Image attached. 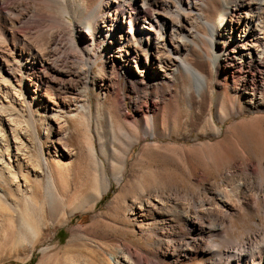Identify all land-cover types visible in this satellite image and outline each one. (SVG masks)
I'll return each instance as SVG.
<instances>
[{"label": "rangeland", "instance_id": "374dc122", "mask_svg": "<svg viewBox=\"0 0 264 264\" xmlns=\"http://www.w3.org/2000/svg\"><path fill=\"white\" fill-rule=\"evenodd\" d=\"M23 2L8 0L0 10L2 32L9 28L7 10L24 14L17 6ZM35 28L27 35L35 37ZM4 42L0 80L9 78L5 69L17 70L10 82L31 110L0 106V145L15 152L19 143L18 157L37 167L4 166L0 264H111L116 253H129L128 264H212L216 246L231 247L264 230V75L254 87V71L211 75L206 68V106L190 109L180 84L144 79L130 85L116 80L111 66L106 73L94 68L96 90L85 88L88 68L67 39L55 56L61 72H38L29 80L18 68L20 51L12 54ZM99 74H106L103 83ZM7 116L19 135L10 131ZM51 182L63 199L58 219L48 217ZM219 198L234 208L218 211ZM147 199L165 206L143 218L133 215V202ZM29 225L39 239L34 245L22 236Z\"/></svg>", "mask_w": 264, "mask_h": 264}, {"label": "bare ground", "instance_id": "6f19581e", "mask_svg": "<svg viewBox=\"0 0 264 264\" xmlns=\"http://www.w3.org/2000/svg\"><path fill=\"white\" fill-rule=\"evenodd\" d=\"M7 1L0 0L1 11ZM17 6L23 8L24 14L17 15L7 10L9 28L7 34L0 29V39L9 43L12 54L20 51L18 68L29 80L38 72H61L57 69L56 53L61 50L60 46L65 45L62 42L66 39L71 49L80 56L81 63L88 68L85 88L96 90L94 68L105 72L111 66L114 78L125 80L130 85H141L144 79L153 80L155 85L159 82L180 84L190 109L202 108L211 91L206 68L211 75L221 72L230 75L231 70L232 73L254 71V87L258 76L264 75V0H24ZM244 24L245 28L242 29ZM32 26L39 30L42 28L41 31L37 30L35 37L30 36L31 33L27 35ZM55 33L58 34L57 40H53ZM258 33L260 36H256ZM236 35L238 39H234ZM253 48H258V55H254ZM243 50L247 53H243ZM190 58L198 59L202 69ZM16 71L12 67L5 69L9 78L0 80V106L14 109L27 106L30 111V101L24 92L16 90L10 82ZM105 75L99 74L97 79L103 83ZM112 85L115 86L114 83ZM74 92L77 95L81 93L78 90ZM107 96L105 94L104 102ZM144 107L149 112V108ZM195 118L200 120L202 116L198 114ZM6 122L11 126L10 131L16 134L19 129L15 121L8 117ZM155 129L154 124L150 127L146 121L148 133ZM18 140L21 141L20 138ZM16 145L15 152L9 146L0 145V178L4 177V166L10 167L13 162H22V165L36 171L37 166L33 165L32 160L26 163L19 158L21 148L19 143ZM9 176L12 181L14 173ZM259 194L264 197L262 185ZM62 200L57 186L51 182L45 194L49 218H61ZM135 204L138 208L132 214L140 218L148 215L153 208L165 206V203L158 206L150 199L133 202L131 207ZM215 206L218 211L234 208L231 202L223 198H219ZM33 233L36 231L32 225L22 232L31 245L39 241ZM255 235H249L241 241L234 240L231 247L214 246L216 251L212 264H256V260L264 264V230L258 236ZM122 254L111 255V264H128L126 256L130 254Z\"/></svg>", "mask_w": 264, "mask_h": 264}]
</instances>
